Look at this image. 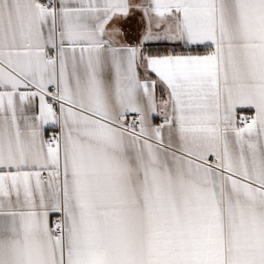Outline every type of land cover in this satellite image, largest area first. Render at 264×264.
I'll use <instances>...</instances> for the list:
<instances>
[{
  "label": "snow or ice",
  "instance_id": "1",
  "mask_svg": "<svg viewBox=\"0 0 264 264\" xmlns=\"http://www.w3.org/2000/svg\"><path fill=\"white\" fill-rule=\"evenodd\" d=\"M0 264H264V0H0Z\"/></svg>",
  "mask_w": 264,
  "mask_h": 264
}]
</instances>
